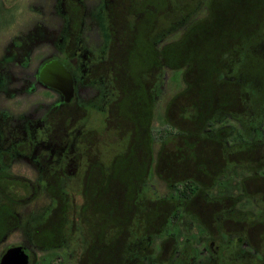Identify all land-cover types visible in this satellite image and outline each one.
<instances>
[{
  "label": "rangeland",
  "instance_id": "1",
  "mask_svg": "<svg viewBox=\"0 0 264 264\" xmlns=\"http://www.w3.org/2000/svg\"><path fill=\"white\" fill-rule=\"evenodd\" d=\"M82 1L81 47L98 59L107 38L101 18L105 0ZM106 1H114L115 8H124L129 20H135L122 45L110 50L109 66L92 74L104 83L96 81L88 87L79 82L78 103L67 106L58 93L37 80L44 60L63 61L68 56L69 47L58 43L64 7L57 0H0V82L4 84L0 86V174L22 177L39 187L33 199L20 180L3 186L14 194L0 195V257L7 248L22 246L30 255L29 264H116L120 254L127 257L125 264H209L207 244L214 240L220 254L217 263L210 264H240L239 247L234 244L239 238L263 251L264 42L247 49L230 77L218 74L221 60L206 49L218 51L224 46L220 34L232 21H226L225 13L236 15L241 0ZM119 11L113 19L126 25ZM211 15L222 22L213 41L205 40L206 29L198 28ZM196 34L201 39H195ZM186 36V55L165 62L163 49ZM148 47L157 59L160 53L159 65L135 68L141 49ZM199 55L201 60L192 62ZM124 56L131 72L125 78L131 79L128 82L119 75L117 81L114 78L115 66ZM71 58L76 70L68 65L67 69L76 76L83 71L82 63L73 55L66 62L70 64ZM142 86L152 89L151 105L143 108ZM145 113L151 115L150 125L147 121L142 126ZM44 118L55 124L49 140L70 131L59 157L75 153L77 143H84L83 158L65 165L63 172L48 174L54 179L46 182L41 181L43 172L34 158L38 146L19 155L28 146L16 143L26 144L24 136L37 135L42 125L36 123ZM139 128L148 129L152 139H141L148 137L144 130L139 136L131 134ZM170 131L175 134L164 138ZM96 167L97 176L92 172ZM186 180L195 182L198 192L190 199H175L173 185ZM52 188L58 202L49 194ZM64 205L66 211L60 213ZM131 211L136 218L129 231L125 226ZM170 221V226L165 224ZM247 248L244 244L241 251ZM195 252H199L196 262Z\"/></svg>",
  "mask_w": 264,
  "mask_h": 264
},
{
  "label": "flooded vegetation",
  "instance_id": "2",
  "mask_svg": "<svg viewBox=\"0 0 264 264\" xmlns=\"http://www.w3.org/2000/svg\"><path fill=\"white\" fill-rule=\"evenodd\" d=\"M57 2L61 6L64 7V13H66V16H65L63 14V12L61 11V14L63 16V20L64 21H63V30H62V33H61V36H60V39H59L58 43L61 44V45H65V46L69 47V52H67V55L69 57H71L73 55L74 57H78L79 58V63H82L81 67L83 68V71H80V74H78V75L76 74V76L73 75L67 69V65H68V67H70V69H73L74 71L76 70V68H74L75 65L72 62L73 58L69 59L70 64L68 62H66L65 59H67L68 56H66L64 60L61 58L63 61L56 60V59L44 60L41 63V65L39 66L38 70H37V80H38V83L42 87H44L45 89L51 90V91H54V92L58 93L61 96V98H62V101H63L62 104L68 106V105H74V104L78 103L77 102V100H78L77 84L79 82H80V84L83 83L84 85H86L88 87H89V84L94 83L96 81H100V82L104 83V81H102L100 77H98L97 75H95V76H93V75L99 69H102L103 65H105L104 67H106V64L109 62L108 54H109L110 50H113L114 46L120 45L121 40H122V43L125 41V39H126L125 37L129 33V30L131 28V21H134L135 18H132L131 21H130L129 17H127V15H125L123 13L124 8H122L121 10L118 9V7L115 8L114 7V3H115L114 1L111 2L112 3V5H111V3H107V1L105 0L103 13H101V18L104 17L105 27H104V25L102 23V32H103V35L106 36L107 38H106V43H105V40H104L105 49L102 52L103 56H101L100 58L97 59V58H94L93 56H90V55H92V53L88 54V50H83V48L81 47V43H82L81 31H82V22H83V17H84V6H83L84 4H83V1L82 0H57ZM116 3L119 5V1H117ZM118 11L121 13V15L124 14L123 20L126 22V25L120 24L118 22V19H113V16L117 15ZM127 22H128V25H127ZM126 43H127V40H126ZM252 45H254V44H252ZM59 51L61 52L62 50L60 49ZM105 53H107V57L104 56ZM54 57L60 58L59 56H54ZM83 58L87 59L86 63H84ZM51 61H58L71 74V77H72L73 83H74V95H73V98L68 103L64 101V97L59 91H57V90H55L53 88L47 87L40 80V75L39 74H40L41 69L47 63H49ZM71 63H73V64H71ZM108 66H109V63H108ZM108 66H107V68H108ZM83 75L85 76L84 79H83V77H84ZM81 79H82V81H81ZM2 85H4V84H2L0 82L1 89H2ZM107 86H109V85H107ZM69 119H70V117L68 118V120ZM73 121H74V119H71V121H70L71 123H69L68 127L72 126ZM36 124L42 125V126H40L39 130H37V127L35 128V130H37V132H38L37 135H35L36 134L35 133L31 137L24 136L25 137L24 139L28 140V142L26 144L25 143H18L19 141H16V143H17V146H19V147L28 146L26 149H24L22 152H20L19 155H21V154L24 155L26 153H29L30 150L32 149V147H34V146L37 147L38 146L37 151H36V155H35L34 158H36L38 163H39L40 173H41V170L43 172V177L44 178H42L41 181L46 182V180L51 178V177H47L48 174H50V176H53V175H56L60 171L63 172L64 171L63 167H65V165L68 167V165H71L73 162H75V160L80 161L83 158L82 157L83 153H82V150H80V149H82L81 147H82V145H84V143H83V141H79L77 143V151L75 153L71 154V152H70L69 154H67L65 152V155H63V157H62L63 158V161H62V158L59 157V155H60L61 151H63L64 149L66 150V148H67V146H66L67 136H68V133L70 131L67 132L66 134H63L61 137L55 138L54 140L51 141L49 139H51L53 137L52 133L55 131L54 130L55 129L54 121L53 120L52 121L48 120V122H47V119L44 118L42 120V123H36ZM74 125L77 126V122H75ZM239 137L241 138L240 134H239ZM17 157L18 156H15L14 158H17ZM9 162L10 161H8L6 163V166H7V164ZM59 165H61V167L58 169ZM96 169H97V167L94 170L92 169V172L95 173ZM95 174L97 176V173H95ZM46 178H48V179H46ZM51 179H54V177H52ZM17 180H21V181L24 180L25 182H27V185H28L27 187L30 189V190L28 189L29 190V195H31V197L34 199L36 197V195L38 194L39 187L36 184L31 183L28 179H25V178H22V177H18V176L17 177H9L8 174H0V191L3 190V187H2V183L3 182L17 181ZM96 181H97V178L95 179L93 184H96ZM186 181H189V182H187V183H189L188 186H190V190H192V191L194 190V194H192L191 196L187 195L188 197H185L182 194V192L181 193L177 192L176 191V187H174V185H173V189L176 192L175 199H177L179 197L180 198H184V199H190L198 192L199 187H198V185L195 182H193L192 180H186ZM83 185H84V183H83ZM87 186H88V184H86V187ZM177 186H180L179 187L180 191L184 192V190H183L184 187H183L182 184H178ZM45 187L48 189L46 191H50V188H49L48 184ZM31 189H32L33 192L31 191ZM84 189L86 191V188H84ZM40 190L41 191H43V190L45 191L44 188H42ZM90 190H92V186L91 185L89 186V191ZM61 191H62V193H63V195L65 197L66 195L64 194V191L63 190H61ZM55 192L56 191L55 190L53 191V188H52V190H51V192H49V194L52 195L51 197H53V199L58 202L60 198H59V196H57L58 194L55 193ZM187 193H189V190H187ZM0 195H2V194L0 193ZM9 196L11 197V195H9ZM134 199H135V197H133L132 203H133ZM132 203H131V205L133 207ZM129 206H127V208H129ZM66 208H67V206L64 205L63 208L60 209V213H64V211H66ZM125 210L126 209L124 208V211ZM106 211L108 212V208L106 209ZM128 213H129V209H128ZM175 215H176V213H174L173 216H175ZM126 218L128 220H126L127 224H126L125 228L130 231L132 228L134 229L135 220H133V219L136 218V215H135V213L132 212L131 216H129V217L127 216ZM171 223L172 222L170 221V222H167L165 224L170 226ZM230 223H232L234 225H236V224L240 225L239 222H235V221H232ZM252 223L253 222H250V225H252ZM136 224H137V221H136ZM111 226H109V228H111ZM240 229H244V228H240ZM139 230H140V228H137V232L138 233H139ZM159 233H160V230H159ZM241 239H243L244 242ZM49 243H47V244H49ZM234 244L239 247V251H240L237 254L238 258L236 259L238 261V263H240V264L241 263H243V264H261L263 262V260H264V249H263V251L258 252L254 248L252 242H250V241H248L247 239H244V238H239V240L237 242H235ZM244 244H247L248 248L245 249L244 252H242L241 251V247H243ZM207 245H208L207 246V250H208V253H209V256H210V259H211L210 263H212V261L217 263V260L219 258V254H220L219 246L217 245V243L214 240H211ZM13 247H16V246H13ZM7 249H9V248H7ZM23 249L25 250L26 254L28 255V260L30 262V255H29L27 249H25L24 247H23ZM4 252H3V254H4ZM223 252H224V254L227 253L226 248L223 250ZM148 253H150V252H148ZM198 253L199 252H195V257H194L195 262H196V258H197ZM126 258L127 257H125V256L120 254L119 258L116 259L117 260L116 264H119V263L120 264H125L126 263ZM111 261H113V259H111ZM29 262H28V264H29ZM163 264H167V263H163ZM171 264H173V263H171Z\"/></svg>",
  "mask_w": 264,
  "mask_h": 264
},
{
  "label": "trees",
  "instance_id": "3",
  "mask_svg": "<svg viewBox=\"0 0 264 264\" xmlns=\"http://www.w3.org/2000/svg\"><path fill=\"white\" fill-rule=\"evenodd\" d=\"M263 2H264V0H263ZM255 4H257V5H256L255 10H254V15H253V17H251V9L255 6ZM237 6H238V12L236 15L230 14V10H227L225 13L226 21H228V20H232V21L231 22L229 21L230 24L229 23L226 24L224 31L220 34V36L223 39L224 46L221 47L220 49H218V51L206 48L207 52L215 53L216 57L220 58L219 60H221L222 65H221V68H220L218 74H226V76H229V77L234 76V74L237 70V69L235 70L237 63L241 62V59L243 60V58L247 52V49L250 46H252V44L264 42V4H260V1H258V3H256V0H241L240 2H237ZM230 8H232V7H230ZM232 15H233V17H232ZM216 21H217V17H215L214 15H211L209 17V19H207V21L204 25L202 24L201 26L200 25L198 26V28L201 27L200 32L202 30L206 29L207 34L205 36V40L207 38V39H211L213 41V39L216 38L215 34L213 33L214 30H216V28H219V30L222 29V22L219 23L218 21L217 22ZM251 22H252V26L250 27ZM214 36H215V38H213ZM188 38L189 37L186 36L185 38H183L182 42L177 43V44H171L168 47H165V49H163V51H162L163 60H165V62L168 63L173 58L180 56V54L186 55L187 51L184 48H185L187 42L189 41ZM198 38L201 39L200 36L198 37V34H196L195 39H198ZM193 39H194V36H193ZM120 45H122V40L120 42ZM137 46H138L137 44H134L133 49H135V48L137 49ZM145 49L146 50L141 49L142 55H141V58H139L137 60V62L134 64L135 68L139 67V64H142V65L144 64V65H146V67H151L152 65H157V64L159 65L160 53H158V59H157V57L155 55H153L152 47H148ZM129 51H131V50H129ZM195 55L197 56L198 54L195 53ZM202 57H203L202 55H199V57H197V59L193 58L192 62H198L201 60ZM210 57L211 56H209V58ZM142 58H143L144 63L141 62ZM120 60L122 61L121 62L122 64L115 66L114 78H116V76L119 75L121 77V79H123V78L127 79L129 76H131L129 65L126 61L125 56L123 59L121 58ZM182 60L184 61V58ZM196 60H198V61H196ZM185 61H186V63H190L191 58H189V56H187ZM144 65H143V69H144ZM126 71H127V74H126ZM136 74L137 73H135V77H136ZM115 80L117 81L118 79H115ZM129 80H131V79H129ZM129 80H126V82H128ZM123 86H125V85H123ZM151 90L149 91L147 89V87H143V99L141 101H139V104L142 105V108H143L144 104H147V105L150 104L151 105V102H150V100H151L150 96H152L150 93ZM247 104H248V102L245 100V105H247ZM149 115H150V113H149ZM150 119H151V115L146 116V113H145L143 115V118H142V126H143V124H146L147 121H148V125H150ZM137 124L141 125L140 122H138ZM140 130L143 131L144 129L139 128L138 131H136V129H135V131L131 134H133V136L134 135L139 136ZM144 131H147L146 136H148V137H145L142 135L141 139H144L146 141H150L152 139L151 138L152 134L149 136L148 129H146ZM173 133L174 132H172V131L167 132L165 134L166 136H164V138L167 137V135L168 136L172 135ZM17 181L3 182L2 187L5 185V187L8 188V187L12 186ZM22 182H23L22 188L25 190H28L27 182H25L24 180ZM187 182H189V181H183V182L174 184V187H176V191L179 193L182 192V194L185 197H188V196H191L192 194H194V190L193 191L190 190V186H188L189 183H187ZM178 184L183 185L184 192L180 191V189H179L180 186H177ZM5 187H3V190L0 191V193L2 195L6 196V195L14 194V193L10 192L8 189H4ZM187 190H189V193H187ZM44 245H46V243H44Z\"/></svg>",
  "mask_w": 264,
  "mask_h": 264
},
{
  "label": "water",
  "instance_id": "4",
  "mask_svg": "<svg viewBox=\"0 0 264 264\" xmlns=\"http://www.w3.org/2000/svg\"><path fill=\"white\" fill-rule=\"evenodd\" d=\"M40 80L47 87L59 91L65 102L74 95V83L71 74L58 61L47 63L40 71ZM28 255L21 246L7 249L0 258V264H28Z\"/></svg>",
  "mask_w": 264,
  "mask_h": 264
}]
</instances>
